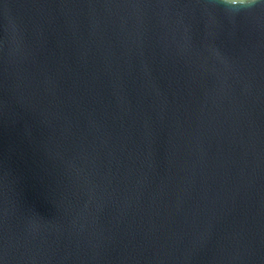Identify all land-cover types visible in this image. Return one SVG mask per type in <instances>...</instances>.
I'll return each instance as SVG.
<instances>
[{
	"label": "water",
	"instance_id": "1",
	"mask_svg": "<svg viewBox=\"0 0 264 264\" xmlns=\"http://www.w3.org/2000/svg\"><path fill=\"white\" fill-rule=\"evenodd\" d=\"M0 264H264V0H0Z\"/></svg>",
	"mask_w": 264,
	"mask_h": 264
},
{
	"label": "clouds",
	"instance_id": "2",
	"mask_svg": "<svg viewBox=\"0 0 264 264\" xmlns=\"http://www.w3.org/2000/svg\"><path fill=\"white\" fill-rule=\"evenodd\" d=\"M226 3L238 6V5H250L255 3V0H225Z\"/></svg>",
	"mask_w": 264,
	"mask_h": 264
}]
</instances>
